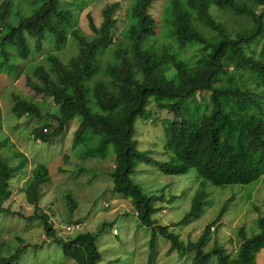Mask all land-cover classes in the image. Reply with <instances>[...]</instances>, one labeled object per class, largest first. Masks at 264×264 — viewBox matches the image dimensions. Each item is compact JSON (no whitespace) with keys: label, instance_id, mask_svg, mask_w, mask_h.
I'll use <instances>...</instances> for the list:
<instances>
[{"label":"trees","instance_id":"obj_1","mask_svg":"<svg viewBox=\"0 0 264 264\" xmlns=\"http://www.w3.org/2000/svg\"><path fill=\"white\" fill-rule=\"evenodd\" d=\"M25 1L27 6L23 8L18 3L13 6L12 0H0V70H16L13 61L26 62V84L57 106L52 116L58 126L49 135L47 124L40 123L34 136L48 141L62 131L67 119L78 117L72 147L85 146L79 153L81 158L105 157L109 146L113 147L111 190L130 200L141 224L151 225L150 216L158 210L155 203L165 196L146 195L133 182L131 175L137 162L170 175L195 169L201 184L246 185L264 180V0H167L161 20L151 12L156 0H133L127 13L132 22L124 32L131 56L122 44L110 47L114 43L112 18L118 2L103 6L98 26L88 15L92 33L85 35L73 28L76 0ZM212 5L240 21L228 24L215 17L210 12ZM162 21L171 42L159 40ZM69 36L76 41L77 52L63 62L56 52L65 47ZM174 43L178 50L198 45L200 56L190 63L174 50ZM45 46L48 68L41 62L33 63V56L43 52ZM238 73L245 74V78L239 80ZM203 91L209 92L203 98L206 103H194L200 101ZM13 98L11 111L16 118L26 114L31 120L42 121L39 104L20 95ZM149 104L172 115L164 125V147L170 153L167 161L137 150L133 139L135 121ZM24 162L14 167L0 157V212L11 213L9 207L1 205L2 199L10 192V180L22 178ZM47 174L46 167L38 162L23 188L33 208L30 218L41 222L45 237L58 243L64 256L75 264H100L97 233L86 231L61 238L55 223L40 207ZM201 186L193 193L189 210L172 225H184L199 217L197 213L207 197ZM66 199L73 212L77 201L70 194ZM70 220L66 224L80 223ZM255 225L254 234L248 233L245 224L237 228L238 247L233 254L226 253L218 240L212 251L203 250L210 234L209 224L185 246L171 225L153 227L170 239L169 252L177 247L182 252L193 250L188 264H257L255 256L264 248V213L256 217ZM153 237L149 240L147 264H152ZM15 239L19 244L12 253L4 254V244H0V264L16 263L27 247L23 238Z\"/></svg>","mask_w":264,"mask_h":264},{"label":"rangeland","instance_id":"obj_2","mask_svg":"<svg viewBox=\"0 0 264 264\" xmlns=\"http://www.w3.org/2000/svg\"><path fill=\"white\" fill-rule=\"evenodd\" d=\"M76 2L78 5L74 7L73 28H78L85 35L92 33L88 15L98 26L103 19L101 12L103 6L106 3L118 2L119 8L112 18L115 22L112 36L114 43L110 47L114 48L117 43L122 44L131 56L129 41L124 32L132 22L127 13L133 0H76ZM12 3L13 6L17 3L23 8L27 6L25 0H12ZM165 5L167 0H156L152 6L151 12L160 20L165 14L163 12ZM210 12L228 24L240 21L239 18L232 17L213 5L210 6ZM163 23L165 22H161L159 40L171 42V38L164 32ZM47 50L48 47L45 46L43 52L34 55L33 63L41 62L48 68L49 62L45 60ZM174 50L190 63H194L200 56L198 45L178 50L174 43ZM76 52V41L69 36L65 47L56 53L63 62H67ZM107 54L105 52V56ZM12 64L17 67L16 70H6L4 67L0 70V157L14 167H18L24 160L25 162L20 171L22 178L10 180V192L7 189L9 193L2 199L1 205L9 207L11 213L0 212V244H4L1 246L3 253L6 254L12 253L18 246L16 236L25 240L27 247L14 264H75L73 260L64 256L58 243H51L52 240L45 237L41 222L30 218L33 217V208L27 203L23 188L31 170L38 162L48 171V180L41 188L40 207L55 223L56 231L61 238L86 231L97 233L100 264L104 262L147 264L152 234H154L152 264H188L193 256V250L187 249L182 252L177 247L169 252L171 241L158 228L153 227L157 224L174 227L184 246L187 240H196L203 228L209 224L210 234L203 250L212 251L215 248L214 242L218 240L228 254H233L238 247L236 230L241 224L247 226L249 234L257 231L255 219L264 213V180L258 179L246 185L216 186L208 181L201 184V178L195 169H190L185 174L170 175L164 174L153 165L137 162L131 175L133 182L139 185L146 195L163 193L165 196L164 200L155 203L158 210L150 216L151 225L141 224L132 210L130 200L111 190L112 182L109 175L113 170V147L109 146L108 153L102 158H81L79 153L82 152L84 145L72 147V135L78 117L67 119L62 131L48 141L40 137L36 139L35 130L40 123L47 124L49 135L58 126L57 119L52 116L57 106L51 98L34 93L26 84V62L17 60ZM238 77L239 80H243L245 74L238 73ZM88 83L92 85V80ZM15 95L39 104L44 114L42 121L31 120L26 114L19 119L16 118L11 111ZM207 95L209 96V92L203 91V94H200V101L194 103L204 105L206 100L203 98L206 99ZM197 98L199 100L198 96ZM147 106L144 114L135 121L133 139L137 141L136 148L150 153L158 161H167L170 159V153L164 147V125L172 119V115L166 109L156 108L154 104ZM199 185H202V189L207 193L203 209L197 213L199 217L184 225H172L189 210L191 197ZM67 194L72 195L78 203L73 212L70 211ZM70 219L81 223L79 230L66 231L68 225L66 223L71 221ZM215 220L217 222H214ZM112 228L118 229V235H113ZM212 259H215L214 254ZM255 260L257 264L264 263V248L256 254Z\"/></svg>","mask_w":264,"mask_h":264},{"label":"built area","instance_id":"obj_3","mask_svg":"<svg viewBox=\"0 0 264 264\" xmlns=\"http://www.w3.org/2000/svg\"><path fill=\"white\" fill-rule=\"evenodd\" d=\"M44 131H46V129H44ZM81 224L80 223H75V224H69L66 226V231H71L73 229H78L80 228ZM113 233L116 234L117 233V229H113Z\"/></svg>","mask_w":264,"mask_h":264},{"label":"clouds","instance_id":"obj_4","mask_svg":"<svg viewBox=\"0 0 264 264\" xmlns=\"http://www.w3.org/2000/svg\"><path fill=\"white\" fill-rule=\"evenodd\" d=\"M212 228H214V227H212ZM76 230H78V229H76ZM112 233H113V228H112ZM114 234V233H113Z\"/></svg>","mask_w":264,"mask_h":264}]
</instances>
